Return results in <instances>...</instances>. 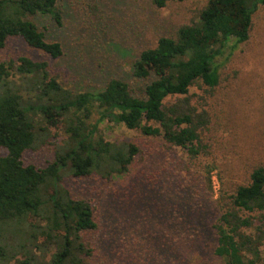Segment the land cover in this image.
<instances>
[{
    "label": "rangeland",
    "instance_id": "374dc122",
    "mask_svg": "<svg viewBox=\"0 0 264 264\" xmlns=\"http://www.w3.org/2000/svg\"><path fill=\"white\" fill-rule=\"evenodd\" d=\"M56 4L60 25L41 15L33 22L47 42L60 44L61 57L53 59L20 38H10L0 50V63L18 64L22 57L45 62L49 75L73 93H97L109 80L119 79L142 96L155 77L136 80L133 62L142 51L155 48L159 38H175L179 27L197 22L207 0L169 2L163 8L152 0H56ZM217 62L215 88L197 81L185 98L164 102L166 107L183 105L205 118V126L198 129L203 150L196 158L161 137L104 123L98 129L106 140L139 148L128 173L111 179L61 173L60 186L93 210L97 228L87 236L93 249L90 264H223L214 256L212 226L220 216L216 201L220 197L226 201L237 187L249 183L254 168L264 165V7L252 16L249 39L227 48ZM14 80L19 83L18 77ZM35 120L44 133L24 153L23 164L44 169L67 135L61 125H46L40 115ZM25 251L34 259L28 264H42L50 255Z\"/></svg>",
    "mask_w": 264,
    "mask_h": 264
},
{
    "label": "trees",
    "instance_id": "16d2710c",
    "mask_svg": "<svg viewBox=\"0 0 264 264\" xmlns=\"http://www.w3.org/2000/svg\"><path fill=\"white\" fill-rule=\"evenodd\" d=\"M181 1L152 3L163 8ZM260 6L264 0H207L197 22L179 27L175 38H159L155 48L142 51L133 62L136 80L155 77L142 96L119 79L109 80L97 93H73L49 75L45 62L22 57L18 64L0 63V264H28L33 257L27 248L50 254L42 264H90L93 249L87 236L97 228L93 210L60 186L61 173L119 177L128 173L139 153L133 143L106 140L100 124H121L161 137L192 158L201 154L198 129L205 118L164 102L185 98L197 81L215 88L218 58L249 39L252 16ZM39 15L61 24L56 0H0V50L8 39L20 38L53 59L61 57L60 44L47 42L33 22ZM39 115L46 125H61L67 135L44 169L23 164L24 153L41 139L43 130L35 120ZM93 115L97 117L91 123ZM207 183L210 190L209 176ZM216 207L220 216L212 226L214 256L223 264H264V165L254 168L249 183L226 201L220 197ZM18 255L23 261H16Z\"/></svg>",
    "mask_w": 264,
    "mask_h": 264
}]
</instances>
